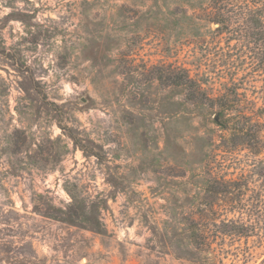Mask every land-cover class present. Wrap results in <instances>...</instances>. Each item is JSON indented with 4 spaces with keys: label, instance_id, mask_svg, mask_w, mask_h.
<instances>
[{
    "label": "rangeland",
    "instance_id": "374dc122",
    "mask_svg": "<svg viewBox=\"0 0 264 264\" xmlns=\"http://www.w3.org/2000/svg\"><path fill=\"white\" fill-rule=\"evenodd\" d=\"M215 6L0 0V264H264V41Z\"/></svg>",
    "mask_w": 264,
    "mask_h": 264
},
{
    "label": "trees",
    "instance_id": "16d2710c",
    "mask_svg": "<svg viewBox=\"0 0 264 264\" xmlns=\"http://www.w3.org/2000/svg\"><path fill=\"white\" fill-rule=\"evenodd\" d=\"M231 1L234 0H213L215 7L217 8V12L214 15L213 21L219 24L218 30L229 29L230 25L228 21H231V17H227L225 10L231 4ZM241 1L242 4H245L246 8H241V15L245 20L244 24L238 26V31H240V35H247L250 34L254 37L258 36L257 39H262L264 41V0H238ZM231 9L227 11L230 12ZM256 29V30H254ZM260 61L264 63V49L262 52L259 53ZM177 82L179 84H184L187 87L190 84H196L195 81L185 75V79H178ZM233 223V222H231ZM226 226H239L236 223L228 224L224 223ZM244 228V227H243Z\"/></svg>",
    "mask_w": 264,
    "mask_h": 264
},
{
    "label": "water",
    "instance_id": "95a60500",
    "mask_svg": "<svg viewBox=\"0 0 264 264\" xmlns=\"http://www.w3.org/2000/svg\"><path fill=\"white\" fill-rule=\"evenodd\" d=\"M84 264H89V263H84Z\"/></svg>",
    "mask_w": 264,
    "mask_h": 264
}]
</instances>
